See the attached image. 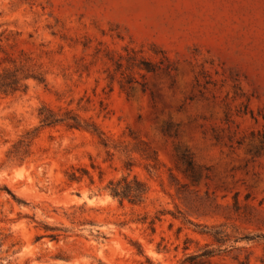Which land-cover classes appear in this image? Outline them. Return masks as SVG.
Returning a JSON list of instances; mask_svg holds the SVG:
<instances>
[{
	"label": "rangeland",
	"instance_id": "374dc122",
	"mask_svg": "<svg viewBox=\"0 0 264 264\" xmlns=\"http://www.w3.org/2000/svg\"><path fill=\"white\" fill-rule=\"evenodd\" d=\"M11 61L44 83L0 98V264H264V0H0Z\"/></svg>",
	"mask_w": 264,
	"mask_h": 264
},
{
	"label": "trees",
	"instance_id": "16d2710c",
	"mask_svg": "<svg viewBox=\"0 0 264 264\" xmlns=\"http://www.w3.org/2000/svg\"><path fill=\"white\" fill-rule=\"evenodd\" d=\"M11 63L12 65L4 66L0 64V98L25 91L29 79H33L38 83H44V78L41 73L32 70L29 65L24 63L16 64L14 61H11ZM38 114L40 117V125L48 126L52 124H62L71 129L87 130L97 135L105 147L108 146L102 137L103 133L94 123L81 119L78 115L71 113L69 110H65L59 114L43 105L39 108ZM32 136L33 133H27L26 137L31 138ZM125 167L129 168L128 165ZM83 175H87L90 182H92L91 175L83 167H72L67 172V180L68 182H78ZM103 189L112 198L117 199L119 203L126 200L130 204L142 203L148 191L146 183L138 179L135 175L130 178L127 175H121L119 178H109ZM202 232L212 236L213 240L219 244L224 241V236L226 235L223 231L214 227L206 228V230ZM262 238L264 239V235ZM219 251L220 249L204 250L196 256L208 258L218 254ZM239 264H248V261H239Z\"/></svg>",
	"mask_w": 264,
	"mask_h": 264
}]
</instances>
